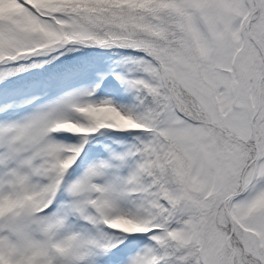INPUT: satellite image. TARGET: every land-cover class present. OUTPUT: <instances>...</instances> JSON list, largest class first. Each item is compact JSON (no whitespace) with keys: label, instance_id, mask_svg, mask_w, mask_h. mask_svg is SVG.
Here are the masks:
<instances>
[{"label":"snow or ice","instance_id":"snow-or-ice-1","mask_svg":"<svg viewBox=\"0 0 264 264\" xmlns=\"http://www.w3.org/2000/svg\"><path fill=\"white\" fill-rule=\"evenodd\" d=\"M0 264H264V0H0Z\"/></svg>","mask_w":264,"mask_h":264}]
</instances>
